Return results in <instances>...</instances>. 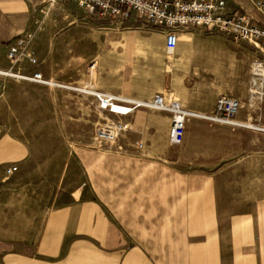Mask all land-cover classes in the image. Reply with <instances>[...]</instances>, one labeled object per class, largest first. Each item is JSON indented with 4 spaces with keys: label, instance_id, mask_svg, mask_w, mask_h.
<instances>
[{
    "label": "crops",
    "instance_id": "crops-1",
    "mask_svg": "<svg viewBox=\"0 0 264 264\" xmlns=\"http://www.w3.org/2000/svg\"><path fill=\"white\" fill-rule=\"evenodd\" d=\"M225 1L226 12L264 27L259 0ZM40 7L0 0V57L17 39L94 47L83 85L141 101L171 96L199 115L215 114L225 96L239 104L236 121L264 127V78L262 99L249 97L250 66L260 58L252 45L179 29L167 56L164 29L136 16L98 19L70 6L99 26L69 28ZM33 72L42 67L21 74ZM95 109L94 130L104 117ZM105 116L122 127L112 144L0 135V264H264L263 134L189 118L182 143L171 145L169 113Z\"/></svg>",
    "mask_w": 264,
    "mask_h": 264
},
{
    "label": "built area",
    "instance_id": "built-area-1",
    "mask_svg": "<svg viewBox=\"0 0 264 264\" xmlns=\"http://www.w3.org/2000/svg\"><path fill=\"white\" fill-rule=\"evenodd\" d=\"M40 5L57 7L61 4L72 6L85 15L98 19L118 20L125 22L133 15L142 23L165 31V50L171 56L177 45L179 29H200L209 33L223 35L233 42H243L253 46L260 58L250 66L251 100L260 101L263 97L262 83L264 78V27L251 23L247 15H235L225 11V0H36ZM257 10L264 17V0L256 3ZM25 39H17L9 45L8 58L14 61L24 46ZM30 66H36V60L28 59ZM95 69L92 63L91 74ZM0 76L17 81L33 83L44 87L65 90L90 97L95 101L98 111L104 115L94 130L97 143L112 144L122 131L121 125L110 122L105 113L113 116H128L137 109H151L169 113L171 130L169 142L171 145L182 143L185 134V122L189 118L204 120L217 125L242 128L264 135V127L252 122L235 120L239 104L235 99L220 96L215 102L213 115H199L183 109L171 96L156 95L150 101L130 99L117 94L94 89L90 83L83 86L54 83L45 79L39 72L21 74L11 70H0ZM141 148L140 144L136 145ZM17 170L11 167L6 174Z\"/></svg>",
    "mask_w": 264,
    "mask_h": 264
},
{
    "label": "rangeland",
    "instance_id": "rangeland-1",
    "mask_svg": "<svg viewBox=\"0 0 264 264\" xmlns=\"http://www.w3.org/2000/svg\"><path fill=\"white\" fill-rule=\"evenodd\" d=\"M40 9L53 13L56 18H67L69 28L87 21L99 26V22L92 21L68 5L53 8L41 5ZM8 48L4 47V56L0 57V68L4 71L25 73L27 68L30 69L28 59L33 58L36 65L42 67L43 77L76 86L83 85L84 71L90 57L96 52L94 47H23L12 61L7 55ZM38 89L34 91L28 85L0 79V135L54 141L94 140L93 124L97 118L91 100H88L91 102L88 104L82 102V96L77 93H53ZM54 110H57V114Z\"/></svg>",
    "mask_w": 264,
    "mask_h": 264
}]
</instances>
